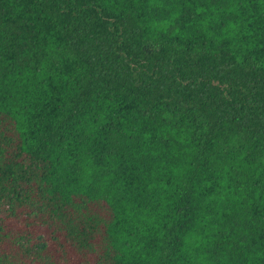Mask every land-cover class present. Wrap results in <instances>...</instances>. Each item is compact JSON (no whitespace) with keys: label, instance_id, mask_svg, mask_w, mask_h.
Returning a JSON list of instances; mask_svg holds the SVG:
<instances>
[{"label":"trees","instance_id":"16d2710c","mask_svg":"<svg viewBox=\"0 0 264 264\" xmlns=\"http://www.w3.org/2000/svg\"><path fill=\"white\" fill-rule=\"evenodd\" d=\"M0 264H264V0H0Z\"/></svg>","mask_w":264,"mask_h":264}]
</instances>
